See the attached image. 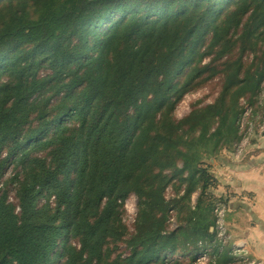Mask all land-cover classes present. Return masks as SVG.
Wrapping results in <instances>:
<instances>
[{
	"label": "trees",
	"instance_id": "1",
	"mask_svg": "<svg viewBox=\"0 0 264 264\" xmlns=\"http://www.w3.org/2000/svg\"><path fill=\"white\" fill-rule=\"evenodd\" d=\"M263 82L264 0H0V264H228L211 161Z\"/></svg>",
	"mask_w": 264,
	"mask_h": 264
},
{
	"label": "crops",
	"instance_id": "2",
	"mask_svg": "<svg viewBox=\"0 0 264 264\" xmlns=\"http://www.w3.org/2000/svg\"><path fill=\"white\" fill-rule=\"evenodd\" d=\"M263 111L261 106L258 115ZM211 164L218 180L215 192L231 197L226 214L230 240L224 250L231 251L233 244L243 242L245 256L264 264V131L251 138L242 159L235 158L233 148V153L224 152ZM231 261L244 264L232 255Z\"/></svg>",
	"mask_w": 264,
	"mask_h": 264
},
{
	"label": "built area",
	"instance_id": "3",
	"mask_svg": "<svg viewBox=\"0 0 264 264\" xmlns=\"http://www.w3.org/2000/svg\"><path fill=\"white\" fill-rule=\"evenodd\" d=\"M258 102L259 104H264V82L262 83V88L258 93ZM241 111L237 118L236 126H237V137L238 140L234 143V155L236 159H241L246 152V149L249 145L251 138L258 134L260 135L264 131V111L262 115L259 117H255V113L253 111L252 106H250L245 98H240L239 100ZM190 108V103H189ZM190 109L186 111L184 114L179 113L177 110L175 115L177 118H182L189 113ZM171 188L166 189V198H174ZM195 196L192 197V203L194 204ZM137 198L134 194H131L127 199L124 200V208L126 211V217L124 221L129 226L135 220V216L137 213L136 208ZM213 216H214V226L213 230L215 231L216 238L221 243L222 246L226 245L230 240V234L228 232L227 223H226V205L222 202H217L213 208ZM169 222L171 228L176 227V219L175 213L173 210H170ZM245 243L237 242L231 247V254L235 257H238V260H241L244 264H263L260 260L256 258L248 259L245 256ZM207 254L205 252H201L198 255L197 264H205L206 263ZM228 264H238L236 262H230Z\"/></svg>",
	"mask_w": 264,
	"mask_h": 264
},
{
	"label": "rangeland",
	"instance_id": "4",
	"mask_svg": "<svg viewBox=\"0 0 264 264\" xmlns=\"http://www.w3.org/2000/svg\"><path fill=\"white\" fill-rule=\"evenodd\" d=\"M211 94H210V90L209 88H204V89H200L198 90L197 92L193 93V94H188L186 96L183 97V99L181 100V102L177 105L176 107V110L179 112V113H186V111H188L190 108H189V103L196 100V99H199V98H204L206 97L207 98V102H210L211 98H210ZM261 106H264V104H260ZM175 110V112H176ZM255 117L259 116L258 113H255L254 114ZM195 198H196V195H194Z\"/></svg>",
	"mask_w": 264,
	"mask_h": 264
}]
</instances>
